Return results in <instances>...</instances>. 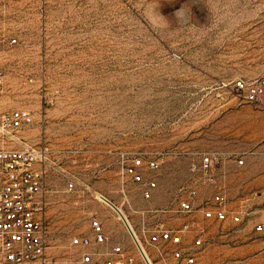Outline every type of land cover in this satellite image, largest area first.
I'll list each match as a JSON object with an SVG mask.
<instances>
[{"label":"rangeland","instance_id":"374dc122","mask_svg":"<svg viewBox=\"0 0 264 264\" xmlns=\"http://www.w3.org/2000/svg\"><path fill=\"white\" fill-rule=\"evenodd\" d=\"M181 8L189 14L177 20ZM0 69V112L29 110L24 140L50 148L58 264L114 246L123 264H147L108 201L153 264H175L172 251L193 247L200 227L197 264H264V0H0ZM204 152L218 160L211 183L190 170ZM132 156L159 164L142 169L156 182L149 198L124 172ZM191 185L201 206L178 214ZM219 191L242 221L203 217ZM185 221L194 229L180 246L149 241ZM79 236L92 244L75 245Z\"/></svg>","mask_w":264,"mask_h":264},{"label":"built area","instance_id":"2783aa9c","mask_svg":"<svg viewBox=\"0 0 264 264\" xmlns=\"http://www.w3.org/2000/svg\"><path fill=\"white\" fill-rule=\"evenodd\" d=\"M16 42V39L12 40ZM5 75L0 69V92L4 88ZM263 92L256 86L251 98ZM34 121L32 113L23 108H15L0 112V264H58L52 252L50 239L48 209L50 206V148L45 144H29L22 136V129ZM124 172L134 181L144 183L146 197H151L156 182L147 180L143 173L146 165L157 167L156 159L144 160L141 156L127 157ZM217 158L208 152L200 156L198 163L193 162L190 170L198 174L200 180L213 182V171ZM70 182L68 190L73 191ZM198 189L196 185L186 188V196L179 201L177 213L188 215L200 204H196ZM227 196L219 191L213 196L210 205L202 207L203 217L218 221L231 219L242 221V211L229 210L226 206ZM91 225L94 240L105 243L108 236L101 220L93 218ZM194 225L185 221L181 226L170 228L163 224L157 227L149 241H170L178 246L184 242L186 233L191 232ZM200 229V230H198ZM196 229L193 247H177L172 251L175 264H197V249L203 244L201 232ZM257 230H262L259 225ZM75 245L89 246L92 238L79 236L74 238ZM121 246H114L110 251H87L82 255L85 264H123Z\"/></svg>","mask_w":264,"mask_h":264},{"label":"bare ground","instance_id":"6f19581e","mask_svg":"<svg viewBox=\"0 0 264 264\" xmlns=\"http://www.w3.org/2000/svg\"><path fill=\"white\" fill-rule=\"evenodd\" d=\"M109 202V201H108ZM110 204H111V202H109ZM112 205V204H111ZM119 209V208H118ZM120 210V209H119ZM121 211V210H120ZM121 213L124 215V213L121 211ZM118 214H119V216L123 219V216H122V214H120L119 212H118ZM124 217L126 218V216L124 215ZM126 220H127V222H128V224H129V226L131 227V229L133 230V227H132V225L130 224V222L128 221V219L126 218ZM123 221H124V219H123ZM124 223H125V226H126V228L130 231V229L128 228V226H127V224H126V222L124 221ZM133 232H134V230H133ZM131 233V232H130ZM134 234H135V241H137L138 243H139V245L141 246V248H142V250L144 251V253H145V255H146V257H147V259H148V261H149V263L150 264H153L152 263V260H151V258H150V256H149V253H148V251H146V249H145V247L142 245V243L139 241V239H138V237H137V234L134 232ZM138 245V244H137Z\"/></svg>","mask_w":264,"mask_h":264},{"label":"water","instance_id":"95a60500","mask_svg":"<svg viewBox=\"0 0 264 264\" xmlns=\"http://www.w3.org/2000/svg\"><path fill=\"white\" fill-rule=\"evenodd\" d=\"M109 202H111V201H109ZM111 204H112V206H113V207H114V208H115L120 214H122L121 211L118 209V207H117L114 203L111 202ZM122 216H123V219H124V221L126 222L128 228L130 229V232H131L132 236L135 238V234H134L133 230L131 229V227L129 226V224H128L126 218L124 217L123 214H122ZM136 244H138L137 246H138V248H139V251H140V253L142 254V256L144 257V259H145V261L147 262V264H150L149 261H148V259H147V257H146V255H145V253H144V251L142 250L141 246L139 245V243H138L137 241H136Z\"/></svg>","mask_w":264,"mask_h":264},{"label":"clouds","instance_id":"9594fccd","mask_svg":"<svg viewBox=\"0 0 264 264\" xmlns=\"http://www.w3.org/2000/svg\"><path fill=\"white\" fill-rule=\"evenodd\" d=\"M188 14H189L188 12H185V10L183 8H181L180 10H178L176 12L177 20H181V19L186 18L188 16Z\"/></svg>","mask_w":264,"mask_h":264},{"label":"crops","instance_id":"0c3cea01","mask_svg":"<svg viewBox=\"0 0 264 264\" xmlns=\"http://www.w3.org/2000/svg\"><path fill=\"white\" fill-rule=\"evenodd\" d=\"M119 208V207H118Z\"/></svg>","mask_w":264,"mask_h":264}]
</instances>
